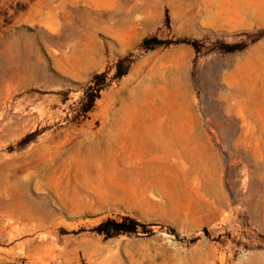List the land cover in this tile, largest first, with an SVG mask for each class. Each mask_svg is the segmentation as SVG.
<instances>
[{
	"label": "rangeland",
	"instance_id": "1",
	"mask_svg": "<svg viewBox=\"0 0 264 264\" xmlns=\"http://www.w3.org/2000/svg\"><path fill=\"white\" fill-rule=\"evenodd\" d=\"M209 1L0 0V264H264V170L251 153L236 154L245 120L231 110L247 81L264 108V0L252 1L248 30L217 27ZM238 18L227 15L230 25ZM151 37L171 44L147 50ZM235 43L246 46L223 52ZM168 81L188 86L194 104L178 125L218 152L217 166L156 168L138 173L145 180L136 188L125 184L130 174L94 178L85 204L68 208L49 193L47 217L20 205L49 192L35 178L49 153L100 132L108 113ZM135 193L145 196H123ZM123 216L148 232L105 239L94 231Z\"/></svg>",
	"mask_w": 264,
	"mask_h": 264
},
{
	"label": "bare ground",
	"instance_id": "2",
	"mask_svg": "<svg viewBox=\"0 0 264 264\" xmlns=\"http://www.w3.org/2000/svg\"><path fill=\"white\" fill-rule=\"evenodd\" d=\"M173 83L164 82L157 89L142 92L129 109L108 113V123L100 132L87 135L70 148L49 153L35 177L49 192L28 195L20 205L30 207L33 215L47 217L53 213L47 204L50 194L62 199L68 208L75 201L85 204V199L93 196L89 189L94 178L100 182L123 180L130 173L148 174L156 168L185 164L217 166L218 152L208 145L202 147L194 131L178 125L182 112L192 111L194 102L185 83L176 88ZM245 83L234 95L238 100L231 108L245 120L243 137L237 140L234 150L239 156L251 153L255 167L264 170V108L258 96L250 95V81ZM250 105L254 111H250ZM166 130L165 138L160 134ZM114 157H121L125 167H118Z\"/></svg>",
	"mask_w": 264,
	"mask_h": 264
},
{
	"label": "trees",
	"instance_id": "3",
	"mask_svg": "<svg viewBox=\"0 0 264 264\" xmlns=\"http://www.w3.org/2000/svg\"><path fill=\"white\" fill-rule=\"evenodd\" d=\"M165 20L168 21L169 17L166 14ZM260 38L257 37L255 40H258ZM179 43H186L190 44L192 47L197 48L198 42L197 41H190V40H182L179 41ZM171 42L167 40H161L157 37H151V38H145L142 41V46L147 50H153L155 48L161 47V46H169ZM245 44L241 43H235L226 45L225 49L223 50L224 53H232L235 51H239L245 48ZM121 65V63H120ZM124 74V72H120L117 77H120ZM97 79L101 78V75L96 76ZM101 91L100 87L91 88L90 89V95L87 100V104L89 107H87L86 111H89L95 100L99 96V92ZM34 134L28 135L24 142L29 140L30 138H33ZM94 231L103 236L105 239L113 238L115 236L121 235V234H137V233H147L148 232V225L138 222L137 220L130 218L128 216H123L118 219L115 218H107L106 220L99 223L95 228Z\"/></svg>",
	"mask_w": 264,
	"mask_h": 264
},
{
	"label": "crops",
	"instance_id": "4",
	"mask_svg": "<svg viewBox=\"0 0 264 264\" xmlns=\"http://www.w3.org/2000/svg\"><path fill=\"white\" fill-rule=\"evenodd\" d=\"M253 0H210L209 1V9L210 11L214 10L216 17H215V24L217 27H226V28H241V29H250V5H252ZM231 13L239 14L238 21L235 25H230V21L227 20V15ZM221 14V19H218V15ZM233 24V23H231ZM246 70L248 73L246 74L247 77H250V46L248 47L246 53ZM240 69V68H239ZM240 71V70H239ZM242 76L241 74H239ZM242 84V83H241ZM160 169H157L153 174L157 173ZM151 175H148L149 177ZM145 180V177H142L138 173H130L129 181L125 182L126 185H134L133 188H136V184ZM110 186H120L123 183L120 181L109 183ZM136 191V189L134 190ZM117 196V194H114ZM123 196H145L142 193H135V194H127Z\"/></svg>",
	"mask_w": 264,
	"mask_h": 264
}]
</instances>
